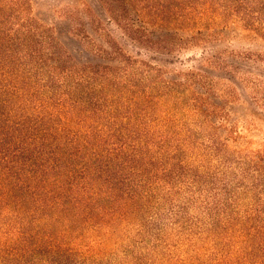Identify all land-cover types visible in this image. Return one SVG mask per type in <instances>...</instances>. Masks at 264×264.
<instances>
[{
    "label": "trees",
    "instance_id": "trees-1",
    "mask_svg": "<svg viewBox=\"0 0 264 264\" xmlns=\"http://www.w3.org/2000/svg\"><path fill=\"white\" fill-rule=\"evenodd\" d=\"M99 4L108 22L149 51L205 43L202 29L235 16L264 37V0ZM86 14L107 47L77 30L101 63L76 61L27 0H0V264H204L214 252L217 264H264V207L211 208L205 193V159L215 157L264 187V152L233 162L227 145L225 153L200 150L198 122L218 106L195 86L211 77L200 70L165 77L156 58L133 56L102 18ZM204 50L203 65L235 75L237 66ZM197 204L211 223L192 218ZM87 233L98 248L84 252ZM124 241L161 261L131 249L121 261L100 257Z\"/></svg>",
    "mask_w": 264,
    "mask_h": 264
},
{
    "label": "rangeland",
    "instance_id": "rangeland-1",
    "mask_svg": "<svg viewBox=\"0 0 264 264\" xmlns=\"http://www.w3.org/2000/svg\"><path fill=\"white\" fill-rule=\"evenodd\" d=\"M27 1L34 17L44 25L53 28L60 43L76 61L90 63L103 61L95 53L83 48V32L77 30L82 27L83 31L107 47L106 43L93 31L92 20L86 14V11L91 9L96 16L102 18L106 28L130 54L146 61H154L151 57L156 58L154 62L162 65L166 72L169 71L165 77H174L179 71L190 70H200L211 77L212 79L203 80V86H195V89L203 92L211 103L218 106V110L208 114L209 121L201 118L198 122L197 131L200 133L201 144H204L200 150L204 152L205 146L212 145L221 153H225L228 151L225 147L227 145L232 152L237 153L232 155L233 162H238L239 157L246 160L251 153L264 152V37L248 29L246 22L239 20V17L227 18L219 25H210L202 29V35L206 37L205 43L185 45L176 49L175 53L167 54L137 47L138 44L127 38L116 24L107 21L108 15L105 14L99 0ZM179 35L189 36L184 31H180ZM206 48L218 51L227 63L237 66L235 75L203 65V59L210 57V54L204 50ZM213 124L215 127L212 126ZM215 136L216 144L210 141ZM221 162H223L222 158L217 159V157L215 160L205 159L204 185L205 193L210 198L208 202L211 203V208L219 205L229 212L236 211L240 214L255 208L261 210V207H264V187L256 188L258 182L253 179L252 174L243 177L241 165L230 162L221 168ZM217 171L220 172L217 173ZM184 195L178 198L177 203H183ZM166 211L167 208H164V214L167 213ZM190 215L194 219H201L206 225L212 222L206 214L205 206L202 207L200 204L191 208ZM204 229L209 230V227ZM85 235L83 242L85 246L78 249L83 251L89 246L97 249L98 245L93 243V235L91 233ZM173 243L178 244L177 241ZM146 244L155 245V240L147 239ZM127 249L133 252H148L147 258L157 257L158 261H161L158 253H149L151 249L145 247H138L135 250L130 241L109 246L107 251L101 252L100 257L121 261L124 259L122 253ZM172 251L176 255L182 254L177 248H173ZM217 260L219 255L214 252L204 264H217Z\"/></svg>",
    "mask_w": 264,
    "mask_h": 264
}]
</instances>
